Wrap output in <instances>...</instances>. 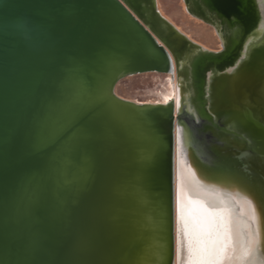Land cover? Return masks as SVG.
Masks as SVG:
<instances>
[{
	"label": "water",
	"instance_id": "95a60500",
	"mask_svg": "<svg viewBox=\"0 0 264 264\" xmlns=\"http://www.w3.org/2000/svg\"><path fill=\"white\" fill-rule=\"evenodd\" d=\"M183 3L219 49L188 37L157 0H0V264L75 260L78 231L63 213L85 149L128 155V186L168 217L174 144L243 218L230 264H264V0ZM163 48L176 111L113 93L119 79L158 70Z\"/></svg>",
	"mask_w": 264,
	"mask_h": 264
},
{
	"label": "bare ground",
	"instance_id": "6f19581e",
	"mask_svg": "<svg viewBox=\"0 0 264 264\" xmlns=\"http://www.w3.org/2000/svg\"><path fill=\"white\" fill-rule=\"evenodd\" d=\"M157 8L160 11L158 2ZM164 51L166 61L161 67L146 72L166 78L165 91L157 98L140 101L121 97L116 85L123 78L116 82L113 93L138 105L173 104L176 111L175 67L171 55ZM176 151L174 144L171 214L163 217L138 184L128 186L124 178L128 155L101 159L94 149L84 150L72 171L73 198L63 213L67 233L78 231L70 249L76 261H66L68 264L231 263L236 249L245 243L243 218L226 199L228 194L202 183ZM97 179L102 182L93 186Z\"/></svg>",
	"mask_w": 264,
	"mask_h": 264
},
{
	"label": "rangeland",
	"instance_id": "374dc122",
	"mask_svg": "<svg viewBox=\"0 0 264 264\" xmlns=\"http://www.w3.org/2000/svg\"><path fill=\"white\" fill-rule=\"evenodd\" d=\"M160 11L168 20L188 37L209 49H219L220 42L215 30L199 19L192 17L185 9L183 0H157ZM165 77L154 73L136 74L123 78L116 85V93L130 100L157 98L165 91Z\"/></svg>",
	"mask_w": 264,
	"mask_h": 264
},
{
	"label": "snow or ice",
	"instance_id": "6c2138e0",
	"mask_svg": "<svg viewBox=\"0 0 264 264\" xmlns=\"http://www.w3.org/2000/svg\"><path fill=\"white\" fill-rule=\"evenodd\" d=\"M246 198H247V197H246ZM249 202L251 203L252 201L250 200ZM252 251H254V249H249L247 254L250 255ZM159 256H160L161 258L163 257V250H162V249H161V251H160V253H159ZM206 264H214V261H212V260H208V261H206Z\"/></svg>",
	"mask_w": 264,
	"mask_h": 264
}]
</instances>
